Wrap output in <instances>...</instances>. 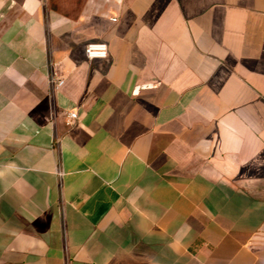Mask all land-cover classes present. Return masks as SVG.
Segmentation results:
<instances>
[{
    "label": "crops",
    "instance_id": "crops-1",
    "mask_svg": "<svg viewBox=\"0 0 264 264\" xmlns=\"http://www.w3.org/2000/svg\"><path fill=\"white\" fill-rule=\"evenodd\" d=\"M0 264H264V0H0Z\"/></svg>",
    "mask_w": 264,
    "mask_h": 264
},
{
    "label": "built area",
    "instance_id": "built-area-1",
    "mask_svg": "<svg viewBox=\"0 0 264 264\" xmlns=\"http://www.w3.org/2000/svg\"><path fill=\"white\" fill-rule=\"evenodd\" d=\"M111 18H114L113 16ZM85 55L88 58L93 57H104L108 53L107 44L104 41H88L84 46ZM49 81L51 82L53 87H59L63 84L64 78L60 75H57L56 73L49 72L48 73ZM78 114L75 109H69L66 112V119L65 122L67 124H71L75 118H77ZM55 172L58 175H61L63 173L62 167L57 164L55 166Z\"/></svg>",
    "mask_w": 264,
    "mask_h": 264
},
{
    "label": "rangeland",
    "instance_id": "rangeland-1",
    "mask_svg": "<svg viewBox=\"0 0 264 264\" xmlns=\"http://www.w3.org/2000/svg\"><path fill=\"white\" fill-rule=\"evenodd\" d=\"M66 1H68V2H74V1H76V0H66Z\"/></svg>",
    "mask_w": 264,
    "mask_h": 264
}]
</instances>
